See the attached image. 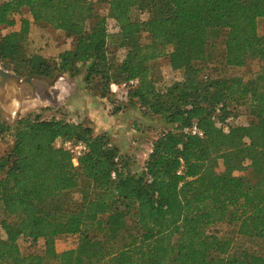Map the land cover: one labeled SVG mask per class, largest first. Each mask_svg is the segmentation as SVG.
<instances>
[{
    "label": "trees",
    "instance_id": "trees-1",
    "mask_svg": "<svg viewBox=\"0 0 264 264\" xmlns=\"http://www.w3.org/2000/svg\"><path fill=\"white\" fill-rule=\"evenodd\" d=\"M24 10L34 24L64 33L73 46L54 58L27 54L31 21ZM18 15L21 29L15 31ZM260 20L264 0L1 2L0 27L7 30L0 36L1 59L21 57L25 75L48 78H75L85 69L84 80L97 81L106 99L113 96L112 83L135 79L128 102L170 127L135 173L109 136L90 125L65 115L44 118L49 107L15 124L0 111V138H11L0 155V225L6 234L0 237V264H264V255L237 242L239 236L264 242ZM219 38L222 55L214 51ZM164 55L183 79L159 87L153 63ZM249 59L259 60L261 69L228 74ZM241 108L249 122L232 123ZM194 124L202 136L189 131ZM58 138L87 143L77 166L55 146ZM218 224L231 230L219 233L213 229ZM65 235L77 236V245L58 251L57 238ZM21 237L43 240V253L24 252Z\"/></svg>",
    "mask_w": 264,
    "mask_h": 264
},
{
    "label": "rangeland",
    "instance_id": "rangeland-1",
    "mask_svg": "<svg viewBox=\"0 0 264 264\" xmlns=\"http://www.w3.org/2000/svg\"><path fill=\"white\" fill-rule=\"evenodd\" d=\"M5 0H0V3ZM101 12L105 13L104 5H99ZM23 15H29L27 10L23 11ZM19 17V16H18ZM147 17V15H144ZM20 18V17H19ZM109 29L111 32L116 31L115 23L112 19L108 20ZM7 32L6 29L0 27V36ZM259 32L264 34V20L259 21ZM47 39L46 47L41 48L39 37ZM147 39L144 38V41ZM49 41V42H48ZM215 47V53L222 55L224 45L223 39L219 38ZM73 43L66 37L64 33L55 32L52 28L40 29L39 26H33L30 35L26 41V53H40L45 50V56L48 58L56 57L65 49L71 48ZM125 51L119 50L116 53L117 59L121 60L124 57ZM21 57L16 59H1L0 66L2 69L18 74L22 78L30 75H25V63L21 61ZM158 69V86L167 87L175 81L183 79V71L174 70L170 65L168 55L158 58L153 63ZM217 62H212L210 66L217 67ZM262 63L257 59H249L247 63L239 68H228V74L246 75L251 72H257L261 69ZM85 69L75 78L80 89L79 93L70 99L66 105L60 106L57 110L43 111L44 118H51L55 115H65L67 119L78 122H83L85 125L92 126L95 133H106L111 142L118 148L119 154L125 162L127 168L132 172H140L145 165L151 150L153 141L170 126L167 125L161 116L145 114L140 106H134L128 101H119L115 96L111 99L101 97V90L97 86V81L91 84L84 80ZM74 87V85L72 84ZM66 88V87H64ZM111 91V90H110ZM2 113V112H1ZM82 113V114H81ZM2 116L11 124H15L17 119H8L3 113ZM250 120V116L246 113L245 108H241L239 115L231 119L232 123L246 124ZM11 138L6 136L0 138V155H2L9 147ZM219 169L223 167L220 165ZM3 217V215L1 214ZM219 233L230 231L231 227L228 224H218L213 228ZM5 230L0 225V237H5ZM237 242L241 247L249 248L251 251H256L264 255V242L260 239H251L245 237H237ZM77 236H60L56 241V249L64 251L74 248L77 245ZM21 249L24 252L43 253L45 246L43 240L33 242L27 238L21 237L19 240Z\"/></svg>",
    "mask_w": 264,
    "mask_h": 264
},
{
    "label": "crops",
    "instance_id": "crops-1",
    "mask_svg": "<svg viewBox=\"0 0 264 264\" xmlns=\"http://www.w3.org/2000/svg\"><path fill=\"white\" fill-rule=\"evenodd\" d=\"M18 16L17 24L14 28L15 31L21 29L22 15ZM24 16L28 17L31 21V33L33 26L37 25L33 23V19L30 15ZM40 29L43 30L45 28L40 27ZM41 36L42 37H39L37 41H40L41 48L43 49L47 45L45 42L47 39L43 38V35ZM42 49L39 51V54L46 57L44 55L46 51ZM54 78H58L54 86H49L40 82L36 84L34 90L26 85H17L14 83L0 86V111L10 120L14 118L18 120L23 116L40 112L45 107L52 108L51 110H57L60 106L66 105V103L80 91L77 82L66 74L56 75ZM73 121L78 122L76 119H73Z\"/></svg>",
    "mask_w": 264,
    "mask_h": 264
},
{
    "label": "built area",
    "instance_id": "built-area-1",
    "mask_svg": "<svg viewBox=\"0 0 264 264\" xmlns=\"http://www.w3.org/2000/svg\"><path fill=\"white\" fill-rule=\"evenodd\" d=\"M137 84L138 81L135 79L121 83H112L111 93L119 101H128L130 88L135 87ZM189 131L193 134H198L200 136L203 135V132L196 124H194L192 128L189 129ZM55 146L67 151L71 155L73 164L75 166L79 164V159L88 151L87 143L83 140L77 139L58 138L55 142ZM113 176H115V173H113Z\"/></svg>",
    "mask_w": 264,
    "mask_h": 264
},
{
    "label": "water",
    "instance_id": "water-1",
    "mask_svg": "<svg viewBox=\"0 0 264 264\" xmlns=\"http://www.w3.org/2000/svg\"><path fill=\"white\" fill-rule=\"evenodd\" d=\"M58 78L50 79L43 75H30L25 78L4 70L0 67V86H5L8 83H14L17 85H26L32 90L36 88L37 83H45L49 86H54Z\"/></svg>",
    "mask_w": 264,
    "mask_h": 264
},
{
    "label": "flooded vegetation",
    "instance_id": "flooded-vegetation-1",
    "mask_svg": "<svg viewBox=\"0 0 264 264\" xmlns=\"http://www.w3.org/2000/svg\"><path fill=\"white\" fill-rule=\"evenodd\" d=\"M1 67V66H0ZM2 68V67H1ZM14 74H16V73H14ZM18 75V74H17Z\"/></svg>",
    "mask_w": 264,
    "mask_h": 264
}]
</instances>
